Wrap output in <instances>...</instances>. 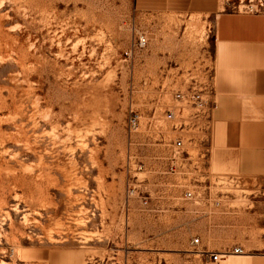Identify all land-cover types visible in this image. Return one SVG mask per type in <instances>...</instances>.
<instances>
[{"label": "rangeland", "instance_id": "1", "mask_svg": "<svg viewBox=\"0 0 264 264\" xmlns=\"http://www.w3.org/2000/svg\"><path fill=\"white\" fill-rule=\"evenodd\" d=\"M141 14L0 0V264H264V177L238 174L226 131L176 99L211 26Z\"/></svg>", "mask_w": 264, "mask_h": 264}, {"label": "crops", "instance_id": "2", "mask_svg": "<svg viewBox=\"0 0 264 264\" xmlns=\"http://www.w3.org/2000/svg\"><path fill=\"white\" fill-rule=\"evenodd\" d=\"M233 4L232 0H137L141 15L154 24L201 17L211 26L212 41L181 66L192 75L184 93L201 91L207 102L202 113L189 104L190 114L196 111L199 117L191 116V123L206 126L203 118L212 119L211 127L226 131L221 144L234 152L238 174L264 177V14L227 10ZM195 72L201 73L200 79Z\"/></svg>", "mask_w": 264, "mask_h": 264}, {"label": "built area", "instance_id": "3", "mask_svg": "<svg viewBox=\"0 0 264 264\" xmlns=\"http://www.w3.org/2000/svg\"><path fill=\"white\" fill-rule=\"evenodd\" d=\"M249 8H250L249 9L250 12L256 11L254 10L253 6H250ZM146 44H147V40L146 37L144 36L139 37L137 42L134 43V45L139 48L145 47ZM176 99L192 105L198 110V113L205 111L207 107V102L202 98L201 91L198 90H190L188 93H178L176 94ZM168 118L171 120L175 119V114L173 112H169ZM138 120H139V115H135L130 119L129 125L131 129L136 127ZM175 146L177 149H182L184 147L183 140L180 139L177 140ZM192 196L193 195L191 192L186 193L187 198H191ZM196 242L198 243V240ZM235 252L238 253L240 252V250L236 249ZM213 257H214V261L218 262L221 258V255L214 254Z\"/></svg>", "mask_w": 264, "mask_h": 264}]
</instances>
